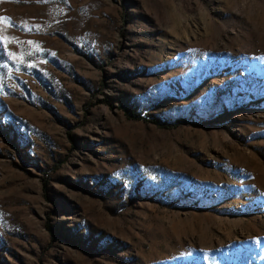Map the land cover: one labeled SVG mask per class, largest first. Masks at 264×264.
<instances>
[{
	"label": "rangeland",
	"instance_id": "1",
	"mask_svg": "<svg viewBox=\"0 0 264 264\" xmlns=\"http://www.w3.org/2000/svg\"><path fill=\"white\" fill-rule=\"evenodd\" d=\"M0 17V264H264V0Z\"/></svg>",
	"mask_w": 264,
	"mask_h": 264
},
{
	"label": "trees",
	"instance_id": "2",
	"mask_svg": "<svg viewBox=\"0 0 264 264\" xmlns=\"http://www.w3.org/2000/svg\"><path fill=\"white\" fill-rule=\"evenodd\" d=\"M125 112L126 114L130 117V118H133V119H138L139 118V115L135 114V113H132L129 109L125 108ZM154 124L158 125V126H165L164 123H161L159 120H153L152 121Z\"/></svg>",
	"mask_w": 264,
	"mask_h": 264
},
{
	"label": "snow or ice",
	"instance_id": "3",
	"mask_svg": "<svg viewBox=\"0 0 264 264\" xmlns=\"http://www.w3.org/2000/svg\"><path fill=\"white\" fill-rule=\"evenodd\" d=\"M0 19L7 20V18L0 17Z\"/></svg>",
	"mask_w": 264,
	"mask_h": 264
}]
</instances>
